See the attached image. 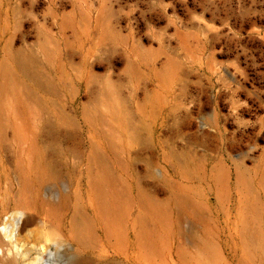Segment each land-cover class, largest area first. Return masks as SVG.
Instances as JSON below:
<instances>
[{
	"label": "rangeland",
	"instance_id": "obj_1",
	"mask_svg": "<svg viewBox=\"0 0 264 264\" xmlns=\"http://www.w3.org/2000/svg\"><path fill=\"white\" fill-rule=\"evenodd\" d=\"M0 264H264V0H0Z\"/></svg>",
	"mask_w": 264,
	"mask_h": 264
},
{
	"label": "bare ground",
	"instance_id": "obj_2",
	"mask_svg": "<svg viewBox=\"0 0 264 264\" xmlns=\"http://www.w3.org/2000/svg\"><path fill=\"white\" fill-rule=\"evenodd\" d=\"M18 215L20 216L18 224L14 226V224L9 221L2 227V233L5 237L9 238L17 246L21 245L20 243H22V240L24 239L22 233L27 230L29 223L28 219L22 220V217L24 216L22 213H18ZM20 222H22L21 225Z\"/></svg>",
	"mask_w": 264,
	"mask_h": 264
}]
</instances>
